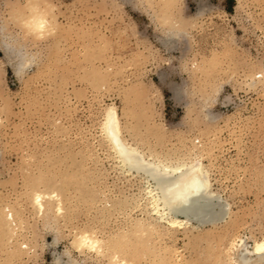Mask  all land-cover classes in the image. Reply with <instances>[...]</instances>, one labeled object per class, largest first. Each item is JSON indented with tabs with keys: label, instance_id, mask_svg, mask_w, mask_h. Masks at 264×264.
<instances>
[{
	"label": "rangeland",
	"instance_id": "1",
	"mask_svg": "<svg viewBox=\"0 0 264 264\" xmlns=\"http://www.w3.org/2000/svg\"><path fill=\"white\" fill-rule=\"evenodd\" d=\"M171 4L0 0V264H264V0ZM32 9L48 30L24 26ZM109 108L147 158L203 162L219 221L150 212ZM36 191L57 196L38 210Z\"/></svg>",
	"mask_w": 264,
	"mask_h": 264
},
{
	"label": "bare ground",
	"instance_id": "2",
	"mask_svg": "<svg viewBox=\"0 0 264 264\" xmlns=\"http://www.w3.org/2000/svg\"><path fill=\"white\" fill-rule=\"evenodd\" d=\"M165 2L169 7L175 0H165ZM169 20L170 18L161 17L162 22L168 23ZM41 22L42 26L37 27V24ZM24 23V26L29 30H35L39 34L44 30H48V27L51 26V22L42 15V12L36 9L31 10L30 15ZM20 66V64L16 66V72L19 70ZM255 77L259 78L257 76ZM104 120L106 138L115 150L120 161L129 170L143 172L148 178L153 180L154 186L146 190V194L148 195L147 200L150 205V212H156L158 214V219H164L172 226H180L184 223L186 224L193 221L200 225H204L213 223L223 214L225 210L224 201L222 202L220 200L221 197L219 198V196H217L218 194L216 195L214 193L208 176L209 170L207 171L199 158L193 159L192 161L183 159L164 161L160 158H156L154 155L147 158L141 154L137 148L125 141L121 132L118 115L114 108H109L106 111ZM33 195L32 203L36 205L38 210L45 208V204H47L45 200L50 201L52 196H57L53 192L39 191H36ZM57 207L59 208L56 211L59 212L61 207L60 205ZM144 207L149 206L147 205ZM1 217L4 221L8 219L12 220V211H8L5 215H1L0 218ZM78 237L76 242L77 247L94 248L99 246V240L92 237L88 232L81 233ZM251 252L259 260L264 258V240L256 241ZM240 256L245 262L248 260L245 254L243 255L240 253Z\"/></svg>",
	"mask_w": 264,
	"mask_h": 264
},
{
	"label": "clouds",
	"instance_id": "3",
	"mask_svg": "<svg viewBox=\"0 0 264 264\" xmlns=\"http://www.w3.org/2000/svg\"><path fill=\"white\" fill-rule=\"evenodd\" d=\"M42 26V22L37 24V27H41Z\"/></svg>",
	"mask_w": 264,
	"mask_h": 264
}]
</instances>
